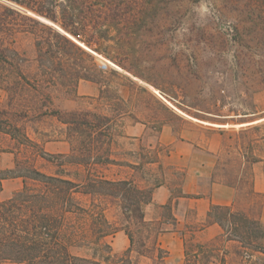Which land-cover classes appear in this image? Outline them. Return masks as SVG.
Here are the masks:
<instances>
[{
    "label": "trees",
    "instance_id": "obj_1",
    "mask_svg": "<svg viewBox=\"0 0 264 264\" xmlns=\"http://www.w3.org/2000/svg\"><path fill=\"white\" fill-rule=\"evenodd\" d=\"M169 1L0 0V89L6 94L0 103V155L13 156L10 166L0 165V194L6 180L22 181L10 198H0V264H101L102 258L114 264L116 255L106 239L119 231L130 240L118 258L122 264H132L133 252L157 264L168 258L159 236L176 228L172 200L159 207L157 219H147L144 212L160 185L167 184L173 198L183 197L182 173L163 164L166 147L141 145L137 154L125 149L132 139L117 121L130 114L124 111L130 99L119 90L109 103L111 115L66 110L56 100L80 97L81 81L99 84L103 98L106 76L93 52L135 73L149 45L147 37L161 42L175 24L172 20L169 28L160 29L161 9ZM257 9L264 25V0H257ZM47 123L56 127L48 130ZM155 123L157 131L167 122ZM263 128L259 123L241 129L257 133L248 144L250 153L239 148L237 156L220 166L219 151L213 179L235 188L234 204L211 205L204 225L221 227L216 238L199 241L197 227L188 229L181 264H229L232 246L249 258L257 253V264H264L262 195L254 190L253 172V165L264 161ZM49 142H67L69 151L50 153L45 148ZM134 155L137 161L129 158ZM41 159L50 170L38 165ZM146 166L150 170L144 174L153 183L144 187L111 170Z\"/></svg>",
    "mask_w": 264,
    "mask_h": 264
},
{
    "label": "rangeland",
    "instance_id": "obj_2",
    "mask_svg": "<svg viewBox=\"0 0 264 264\" xmlns=\"http://www.w3.org/2000/svg\"><path fill=\"white\" fill-rule=\"evenodd\" d=\"M16 7L37 17L21 6ZM258 10L257 0H170L161 9L160 29L169 28L172 20L175 24L166 31L165 40L161 42L147 37L149 45L142 53V61L136 64L135 73L93 52L98 63L105 59L110 63L108 69L101 70L106 76L103 98H99L100 93L97 96L81 94L78 98L57 99L56 104L66 110L84 109L111 115L115 113L109 103L119 90L122 96L130 99L124 109L130 114H124L117 121L119 130L125 133L126 125L141 121L149 123L142 142L131 140L132 144H126L125 149H131L133 154L140 151L141 145L149 149L157 146L153 130L157 125L155 122H167L158 134L163 146L174 138L171 129L178 136H195L200 146L214 148L219 145L220 166L237 156L239 148L250 153L252 145L248 147V144L255 142L257 133H243L241 129L245 126L234 125L264 123V25L258 19ZM23 45L28 48V42ZM28 52L33 57L31 48ZM5 101L6 94L0 89V103ZM44 127L51 130L56 126L47 123ZM206 127H215L221 133L220 139L216 141L212 137L215 131H208ZM261 133L264 134V128ZM45 148L50 153L68 152L70 145L49 142ZM129 158L138 160L136 155ZM12 160L11 154L0 155L3 167L10 166ZM38 165L44 168L45 161L39 160ZM111 170L134 178L142 187L153 183L148 174L149 166L144 170L129 167H113ZM21 187V179L6 180L0 198H10ZM252 209L256 215V208ZM144 212L148 219H155L160 214L152 206H144ZM182 231L186 237L189 235L186 227ZM181 236L173 231L161 236L164 248L169 251L164 264L182 263L185 239L180 240ZM235 251L234 246L230 247L229 264H257V253L249 258ZM115 255L114 264H122L118 260L122 253ZM132 258V264H157L150 258L138 257L136 252ZM102 259L101 264L112 263Z\"/></svg>",
    "mask_w": 264,
    "mask_h": 264
},
{
    "label": "crops",
    "instance_id": "obj_3",
    "mask_svg": "<svg viewBox=\"0 0 264 264\" xmlns=\"http://www.w3.org/2000/svg\"><path fill=\"white\" fill-rule=\"evenodd\" d=\"M99 93V84L91 81H81L79 83V95L97 96ZM212 124L215 126H230L229 124ZM234 126L239 127L241 125L235 124ZM147 127L142 122L129 124L126 125L127 132L125 134L132 140H143L145 139ZM165 127L166 124H163L160 126V129ZM160 129L155 131V137L157 145L163 146L162 138L158 135L162 131ZM206 129L208 131H215L212 137L216 141L220 139L221 133L215 130V127H206ZM171 130L174 138L164 146L167 149V153L164 155L162 161L165 166H169L182 173L180 188L183 197L173 198L170 187L167 184H163L154 189L151 203L145 206H152L159 210L160 206L166 205L172 200L174 214L177 218L176 228L170 227L169 231L160 234L159 241L162 247L164 246L161 242V236L168 232L180 233L182 238H177L183 241L186 238L183 235L184 233L182 234V228L184 227L187 228L188 232L189 228L196 226L197 230L194 232V235L199 241L206 242L212 240L221 234L222 229L216 223L204 225L211 205H233L236 195L235 188L213 179L221 148H219V145L214 148L211 146H208V148L200 146L195 136H178L175 130ZM149 147L152 146L149 145ZM253 172L254 190L262 195L259 206V218L264 224V161L255 163L253 165ZM106 240L111 245L113 253H123L130 247V240L124 231H119L115 235L107 237Z\"/></svg>",
    "mask_w": 264,
    "mask_h": 264
},
{
    "label": "built area",
    "instance_id": "obj_4",
    "mask_svg": "<svg viewBox=\"0 0 264 264\" xmlns=\"http://www.w3.org/2000/svg\"><path fill=\"white\" fill-rule=\"evenodd\" d=\"M109 65H110V63H109L108 60H106V59L105 60H101L100 63H99V68L101 70H106V69L109 68Z\"/></svg>",
    "mask_w": 264,
    "mask_h": 264
},
{
    "label": "water",
    "instance_id": "obj_5",
    "mask_svg": "<svg viewBox=\"0 0 264 264\" xmlns=\"http://www.w3.org/2000/svg\"><path fill=\"white\" fill-rule=\"evenodd\" d=\"M8 3H11V2H8ZM12 5H14L13 3H11ZM16 6V5H15ZM39 19H41V20H43V21H46L47 22V20H45L44 18H42V17H40V16H37ZM86 49H88L87 47H86ZM89 51H91L90 49H88ZM253 123H256V122H243V123H240V125L241 126H246V125H250V124H253ZM222 127V126H221Z\"/></svg>",
    "mask_w": 264,
    "mask_h": 264
}]
</instances>
